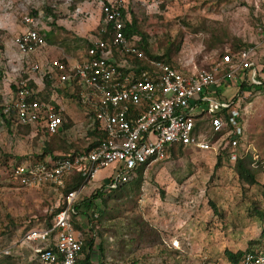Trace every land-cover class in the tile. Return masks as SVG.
<instances>
[{
  "label": "rangeland",
  "instance_id": "rangeland-1",
  "mask_svg": "<svg viewBox=\"0 0 264 264\" xmlns=\"http://www.w3.org/2000/svg\"><path fill=\"white\" fill-rule=\"evenodd\" d=\"M117 1L129 18L136 17L150 52L160 55L167 43L178 41L172 59L182 70L211 67L233 43H250L256 46L253 62L264 78L260 0ZM98 2L0 0V40L9 41L21 31L24 14L41 11L44 17L38 27L46 42L66 49L74 46L72 53L78 56L95 32L92 14L98 12ZM46 8L50 13H45ZM218 92L234 98L243 118L236 152L252 155L257 183L247 185L238 179L234 163L225 157L224 131L215 132L204 114L199 128L211 148L186 145L177 158L148 164L138 185L135 176L119 190L101 191L88 208L80 202L100 190L109 172L102 169L78 196L77 228L83 239L92 240L85 252L93 263L230 264L225 249H264V215L254 212H264V91L248 87L240 91V85L230 83L221 85ZM57 99L72 123L53 136L34 127L21 133L13 121L7 127L0 114V255L11 256L14 264H31L35 244L24 241L23 235L46 223L60 191L48 184L17 186L9 181L7 171L21 160H40L46 143L56 155L82 150L86 143L83 109L69 91L59 92ZM173 239H178L176 248L170 245Z\"/></svg>",
  "mask_w": 264,
  "mask_h": 264
},
{
  "label": "built area",
  "instance_id": "built-area-1",
  "mask_svg": "<svg viewBox=\"0 0 264 264\" xmlns=\"http://www.w3.org/2000/svg\"><path fill=\"white\" fill-rule=\"evenodd\" d=\"M98 4L95 32L75 60L45 55L49 46L39 32L41 11L22 16L25 28L12 37V54L0 40V103L5 115L16 124L53 136L65 130L57 95L69 91L86 117L82 150H70L58 158L21 160L7 171L9 181L17 186L48 184L57 190L72 172L83 177L78 188L66 193L65 205L53 215L50 226L24 233L23 240L35 244L31 264H83L79 261L84 256L80 252L83 237L71 222L73 214L78 218L75 205L82 191L105 168L109 172L100 191L117 188L135 176L140 164L163 159L165 148L172 144L211 148L204 130L194 128L204 114L215 132L224 131L225 155L234 162L242 125L234 98L218 88L262 80L253 62L255 45L234 54L226 51L211 67L182 70L148 59L147 67L137 68L129 56L146 58L138 46L139 36L124 34L130 21L127 10L117 0ZM259 12L264 18V8ZM224 111L228 119L223 118ZM170 245L178 247V239ZM241 263L264 264V249L245 253Z\"/></svg>",
  "mask_w": 264,
  "mask_h": 264
},
{
  "label": "trees",
  "instance_id": "trees-1",
  "mask_svg": "<svg viewBox=\"0 0 264 264\" xmlns=\"http://www.w3.org/2000/svg\"><path fill=\"white\" fill-rule=\"evenodd\" d=\"M262 8H264V4H261ZM123 11V9H122ZM36 12H34L32 15H34ZM45 13H50V8H46L45 9ZM259 16V21H258V25L259 27L264 26V18L262 17L261 13H258ZM124 34L127 36H132V35H137L139 36V42H138V46L140 47L141 51L143 52V54L145 55L146 59L143 58H139V57H134V56H129V59H131L135 64L137 68H145L147 67V60L148 59H158L161 61L166 62L167 64H169L172 67H177L180 68V66H178L172 59L174 53L177 51L178 49V41L177 43H174L173 41H170L169 43L166 44L162 54L157 55L154 54L152 52L149 51V49L147 48V42L146 39L144 37V35L141 33V31L139 30L138 26H137V21H136V17L132 14L130 21L127 22L126 27L124 29ZM45 34H42V36L46 39V36H44ZM49 37V36H48ZM48 42V41H47ZM243 44V43H242ZM252 44L247 43L244 45H239L236 43H233L232 47L220 52L219 56H221L224 52L229 51L231 53H235L237 52L239 49H241L242 47H248L251 46ZM89 46V44L86 45V48ZM85 48V49H86ZM248 87L249 90H256L258 92H263L264 91V78H262L261 83L260 84H247L246 82H242L240 84V91H242L243 88ZM44 96H46L44 94ZM0 114H1V118L4 121V123L6 124L7 127H9L12 124V119L10 118V116L5 115L2 112V108L0 107ZM223 118L228 119L227 115H226V111L221 113ZM62 119H63V128H67L72 122L71 120L62 112L61 113ZM207 118L209 119V116H206L205 120H207ZM205 120H203L205 122ZM239 120V118H238ZM202 120H199L196 122L194 128H195V132L198 131L199 128V123ZM17 129L19 132L21 133H28L29 130H31V127L29 125H19L16 124ZM183 147H186V145L183 144H172L168 147L165 148V157L164 158H177L181 152ZM50 155L52 158H58L59 155L53 154V149L50 146L49 143H46L43 149V152H41L40 156L41 159L43 160V157L45 158V156ZM222 156V155H221ZM226 157V155H225ZM220 154L217 155V160L215 162V167H217L220 163ZM252 159V155L250 154H244V153H239L237 152V156L234 163V170L238 176V179L244 183H246L247 185H253L257 183V179L255 177L256 173H257V168L256 165L254 166V162ZM147 166V163H142L140 164L137 168H136V172H135V183L138 185L142 179V174H143V170L144 168ZM130 179L129 181H126L122 184H120L117 188L112 189L110 191L113 190H119L122 188L123 185H125L126 183L130 182L133 180ZM83 183V177L81 176V174L77 173V172H72L70 174V176L68 177V179H66L63 187L59 188V200H58V204L55 206V208L46 216V223L43 226H50L51 225V221H52V217L53 215L60 210L61 208L64 207L65 205V201H64V196L66 195V193L70 190L76 189L78 188L81 184ZM109 191V192H110ZM101 195V191L97 190L93 195H91L90 197H83V201L80 202L81 204L87 206L88 208H91L93 206V198L96 196ZM213 206V204H212ZM75 207H78V204L75 205ZM214 207V206H213ZM255 213H257V215L259 217L262 218V216L264 215V212L262 210H254ZM93 215L91 216L90 219H92ZM71 222L73 224L74 227H79L78 224L76 223V219H75V215L73 214L71 216ZM262 235L264 236V230H262ZM92 246V240L91 239H83V244L81 246L80 252L82 254H84L82 259H79L80 262H82L83 264H95L90 260V255L88 252H85L86 248H90ZM256 248L255 247H250L248 246L245 250H237V251H232L229 249H225L224 250V255L225 258L227 259V261L230 264H243L241 263V259L244 256L245 253L250 252V251H254ZM14 264V261L12 260V257L9 255H0V264Z\"/></svg>",
  "mask_w": 264,
  "mask_h": 264
},
{
  "label": "crops",
  "instance_id": "crops-1",
  "mask_svg": "<svg viewBox=\"0 0 264 264\" xmlns=\"http://www.w3.org/2000/svg\"><path fill=\"white\" fill-rule=\"evenodd\" d=\"M94 15V17H93V24L94 23H96L95 24V26L97 25V21H98V19H97V15H98V12L96 11V13L95 14H92V16ZM25 28V25L22 23V26H21V31L23 30ZM44 34V33H43ZM86 37V36H85ZM1 42L3 43V45H4V47H5V49H6V51H7V53L10 55V54H12L13 53V47H12V45H11V39H9V41L8 40H1ZM48 44V50H47V52L45 53V55L46 56H48V57H51V56H56V55H59V54H61L62 56H64L65 57V59H67L68 61H72V60H75V59H77V58H79L83 53H84V51H85V49H84V51L81 53V51L80 52H78V56L77 55H74L73 53H72V51H74L75 50V48H74V46H73V48L72 49H66V48H63V47H60V46H56V45H52V44H50V43H47ZM52 48H54V51L52 50ZM56 48H58V49H61L62 51H59V50H56ZM76 52V51H75ZM77 56V57H76ZM199 120H203V116L199 119ZM198 120V121H199ZM240 120V119H239ZM200 122H202V121H200ZM240 123H241V125H242V127L244 126V122H243V118H242V121L240 120Z\"/></svg>",
  "mask_w": 264,
  "mask_h": 264
}]
</instances>
